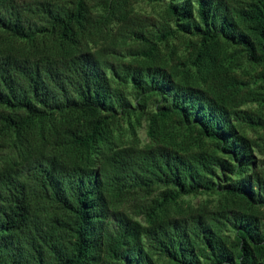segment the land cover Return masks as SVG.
Segmentation results:
<instances>
[{
	"label": "trees",
	"instance_id": "16d2710c",
	"mask_svg": "<svg viewBox=\"0 0 264 264\" xmlns=\"http://www.w3.org/2000/svg\"><path fill=\"white\" fill-rule=\"evenodd\" d=\"M140 1L0 0V264H264V0Z\"/></svg>",
	"mask_w": 264,
	"mask_h": 264
},
{
	"label": "rangeland",
	"instance_id": "374dc122",
	"mask_svg": "<svg viewBox=\"0 0 264 264\" xmlns=\"http://www.w3.org/2000/svg\"><path fill=\"white\" fill-rule=\"evenodd\" d=\"M136 7H138L137 9L138 10H141V9H144V8H147L146 4H143L140 0H137V3H136ZM147 10V9H146ZM148 11H150V7L148 8ZM147 122L144 124L143 128L140 130L139 134L141 136V138L143 139L144 142L147 141ZM262 136H264V132H261ZM261 155V154H260ZM208 199H211L209 198L208 195L206 196H199V197H191L190 198V202L192 204H199V203H206V201H208Z\"/></svg>",
	"mask_w": 264,
	"mask_h": 264
}]
</instances>
